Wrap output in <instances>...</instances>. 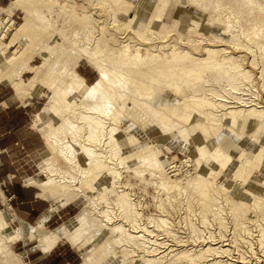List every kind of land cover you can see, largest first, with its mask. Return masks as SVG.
Returning a JSON list of instances; mask_svg holds the SVG:
<instances>
[{
    "label": "rangeland",
    "instance_id": "obj_1",
    "mask_svg": "<svg viewBox=\"0 0 264 264\" xmlns=\"http://www.w3.org/2000/svg\"><path fill=\"white\" fill-rule=\"evenodd\" d=\"M31 1L36 6L41 2V0ZM58 1L60 4L55 6L54 9L52 8L50 14L47 15L48 20L50 18L56 19L58 20L60 28L61 26L68 27L69 25L67 24V26L62 25V21L59 18L66 17V15L60 16L61 10L64 9L63 5L70 4V16H72V18L74 17L72 22L77 24L76 22L78 21L81 27H84L86 38L90 39V44H88V46H92L93 43V38L90 34H93V37H95L94 40L98 37L99 43L104 41L107 42L106 48L108 50L105 53L106 57L108 55L113 56L117 54V52L113 51H116L118 47H127V45H130L131 48H135L139 47V43L141 44L140 48L143 52L144 47H147L144 41H140V38L134 31H129L130 27H127L126 31L124 28H126L125 25H131L133 29L143 32L145 29L143 26L145 25L148 28L147 32L143 35L145 38L156 35L154 39L151 38L148 40L151 41L149 42V48L154 50L152 52L158 53L159 55H167L168 59L170 58L169 56L173 54L175 59L185 62L186 65L200 68L206 60L215 63L218 60L222 61L221 58H223L225 64L220 67V69L212 68L209 63L208 65H204L205 71L202 72L200 76H197L200 74L198 70L191 72V77H189L190 73H183L184 79L191 80L189 82V84H191L189 88H196V84H200L208 88L210 93L213 92V95H216V93L219 94L217 98L225 100L226 97L224 98V92L225 96L232 97L231 94L227 93L230 88L228 80L220 77V74L223 73V69H225V72H228L232 77L231 80L238 84L240 88L237 94H235V101H239L240 103H236L235 105H244L246 104L244 102L248 104L250 103L249 101L253 100L252 103H256L259 107L241 106L242 109L246 111H255L259 116L264 113V0ZM8 2H10V0H5L1 5L6 7L5 5L9 4ZM101 2L104 4H101ZM3 7H0V17L4 16V13H2ZM19 8L20 6L17 5L15 8L16 10L14 9L15 11L12 9L11 11H14V13L12 14L11 12L9 19L0 27V32H3L4 27H6V30H4L5 32H3V38L0 37L3 43V46L0 47V53H4V51H6V53L9 52L5 44L15 33L19 24L28 16ZM78 11H83L84 14L91 15L94 19L92 21L94 27L93 33H91L90 22L87 19L81 20L79 17L77 18L74 16ZM152 16L157 20L164 19L165 27L154 26L155 22H153ZM95 20L97 21V25L95 24ZM44 40L45 43L56 42L55 46L57 47L61 43L64 45L65 42L67 45L64 50L66 54L65 58L71 56L72 49L68 47L70 42L63 40L58 32H56V36L51 38L45 36ZM79 47L83 48L84 46ZM17 49L16 54H10V56L14 58L18 57L26 48L17 45ZM31 51L34 52L35 50ZM40 53L41 54L35 53L36 55H34L33 60L30 62L33 67L35 66V70L38 69V66L43 61V57L46 56V54L48 55V53L44 54L45 51L43 53L42 50ZM186 55L188 57H184ZM25 56H27V54H25ZM194 58H198L196 64L192 62ZM13 61L14 60H10V63ZM74 61L75 66H77V64L80 65L77 67L79 73H81L80 67L82 64H84L82 68L87 72H96L97 78L91 83L87 82L89 85L94 84L99 78V60L94 59L92 61L87 60L83 56H79L76 57ZM70 63H72V61ZM233 64L237 66L240 73H243V78H239L240 76L232 72L233 70L231 67ZM169 65H171L173 71L181 74V67L175 64H166L165 66ZM66 69L69 70V65ZM35 70L24 73L21 77L22 81L27 82L31 76L34 78L33 75L35 74ZM141 70L144 71L143 68H141ZM207 78L208 81H206ZM0 82L4 83L3 81ZM5 84L6 83L3 85ZM58 84L60 88L64 90L67 97L72 94L73 90L68 86V79L66 77H62ZM177 84L179 88H184V81L178 82ZM27 86L28 84L26 85V89L28 90L27 95L23 100H28L30 97H33V95L38 96L30 98L26 106L30 116L29 125H32V130L35 132H37V130L41 132L43 138L40 135L41 133H36L41 138V145H38L37 137L32 135L26 144L24 142H17L7 149L0 150V152L5 155V158H1L3 165L7 164L8 167L12 168V172L7 175L9 180H18L24 185L30 182L31 185H35L34 187H38H36L39 192L38 195L43 197L47 196L49 202H53L56 198L51 196L50 189L60 191L61 187L54 183L64 181V176L66 178L69 177L71 182H79V186L82 189H87L88 185H97L98 189H101L103 184L100 182L99 177H87V170L93 168L86 157L78 158L80 155V147L74 143V140L80 143H87L90 148L101 152L103 160L114 168V170L108 168L107 171H104V173L110 175V180L111 182L113 180L112 183L114 186L111 189L112 193L109 194L106 192V195H113L117 199L115 202L124 199L125 196L130 197L131 201L137 204L136 206L141 212L142 219H140V223L147 224L151 228L154 224L160 225L158 228H155V233L157 232L158 237L165 242L168 255L166 259L174 258L179 251L188 248V252L191 253L190 256L192 257V261H189L188 264H228V262L231 264L230 259H227L228 253L231 254L230 257L236 258L237 261H244L243 263L238 262L239 264L264 263V239L260 236V227L264 226V198H260L261 202H258L261 204L260 209L255 207L253 210H248V212L251 211L258 218L257 220H251L247 214L235 216V210L227 206V200L229 199L227 189H223L218 184L211 187L214 192L218 194V198L214 194L213 196H209L208 199H202L201 189H191L190 194L186 196L177 189V192L174 194L176 198H169L164 190H159L154 186L148 174L145 173L144 179H140L134 174L133 170L128 169L127 171L124 169L123 163H129L132 160L133 164L131 163V165L134 166V164L139 162L140 158L149 152L158 154V158L162 161L165 171L170 178H177V180L182 182L185 181V177H190L196 170L197 165L195 164V159L203 162L206 167H208L207 164L209 163L201 160L197 153H193L196 156L194 159L187 154L189 151H184L178 136L170 134L171 137L176 136V138H178L174 140L173 137L171 138L167 135L169 133V128L167 125L164 126L162 124L165 123L168 116L166 110L157 106L152 108L160 112V115L162 114L158 116L160 118L163 117L165 119L163 121L150 117L149 115L142 117L145 112L134 105L132 101L133 96L129 95V97H127V94H125L123 105L126 112H131V114H126L125 119L122 121L115 120L111 122L89 113L90 110L84 107L82 108L81 104L76 106L79 112L74 114L73 111L69 112L65 107V105L70 106L69 103L64 102L63 105L61 102L60 107L64 115L62 116V118H64L63 120L61 119V122L63 123L62 126L65 131V139L62 134L55 135L57 131L56 128L52 129L53 132H55L54 135L58 139L59 144L60 142L62 144H60V146L64 149L63 155H61L58 148L51 150L47 146L45 136H54L49 129L43 126V123L40 122L38 118L37 125L34 124L36 113L41 111L46 102L49 101L52 90L46 86H42L39 89L34 83L31 89H28ZM96 87L106 94L105 88ZM12 89L9 87L1 88L0 90L2 93L0 97H5L9 92L11 93L14 91L12 98H22L19 93H16L15 90ZM190 90L184 89L181 93H176L175 96L177 97L180 94L187 95L190 93ZM149 92L147 96L138 97L140 101L147 102V105H149V103L152 104L148 99L153 98ZM196 94H199V92H196ZM209 97L215 96L209 95ZM209 97L206 98L208 103L213 99ZM214 102H218V100ZM84 104L86 105V103ZM0 108L5 107L1 105ZM220 108L222 109L221 111L218 112V110H220L218 107L217 110H215L216 112H214L217 115V119H220L222 112L227 113L230 110V108L223 110V106ZM100 109H105V107ZM139 114H141L140 118H138ZM172 119L174 122L181 124L180 126L189 127V122H187L189 119L184 121L182 118L180 120L173 116ZM204 122L207 126L211 124L205 120ZM225 124H227V121H225ZM258 125L259 123L249 125L242 124L236 128L237 132H235V135L227 134L235 143L231 145V147H235L237 153L243 152L236 144L243 142V139L239 138V134L242 133L245 136L253 134L256 132V126ZM220 127L221 129L218 130L216 134L210 129L209 138L214 139L213 137H216L217 134L222 133L227 128L226 125H220ZM247 127L250 129L248 130ZM258 127L261 126L259 125ZM124 132L132 133L135 137L129 136V134H125ZM90 137H93L94 140L88 143L85 139H89ZM234 137L237 139H233ZM263 138L264 132L261 131V133H259V140H256L255 143L252 142V147L255 148L254 155L258 153L259 156H263L259 161L261 166H263L264 163V154L261 152L264 148V143L261 141ZM63 142H66L67 145H63ZM121 143L123 145H121ZM71 144H73V146H71ZM240 145L246 146L243 145V143ZM61 158L63 160H61ZM57 161H61L63 167L62 171L59 169L61 171L60 174H55V171H53L56 166H54V164ZM76 164H78V167L81 166L84 168L86 172L83 173ZM171 165L178 166L179 173L177 175H173V167H171ZM245 167H249V165L245 163L243 167L240 168L241 173L246 171ZM76 169L78 173H75ZM115 170L117 172H115ZM241 176L233 177L238 180V183L236 182L234 184L235 187L239 186ZM48 177L54 178V180L49 181ZM181 177H183V179ZM94 179L95 183L92 184L91 182H93ZM224 179L225 175L222 174L217 178V181H223ZM169 181L168 183L170 185L173 184L172 180ZM246 184L247 183L244 182V185ZM98 189L95 191L94 187L91 189L88 188L87 192L97 197ZM236 192L232 193L236 195L237 200H240V198L248 200L249 197H251L253 201L257 200L254 199L257 198V194L253 195L252 193V195H250V192L245 190L242 191L240 195ZM219 195L222 197L221 199H219ZM245 196L248 198H245ZM1 197L2 201H4L2 209L7 208L6 213H4L7 218L3 220L0 214V220L3 222L0 227V264H30V260L35 255L41 254L38 246H36L37 244L44 251L43 246L35 241V236L31 234L36 222L31 223L32 225L27 239L12 236L11 233L20 228L22 222L16 217L13 208L8 204V200L3 195ZM204 201H207L209 206H218L222 204V210L219 209L213 212L209 207H205L207 205H204ZM109 202L114 212L119 210V205L111 203V201ZM84 203L85 199L79 196L71 203L74 207L70 214H66L65 216L62 215L60 219H57V222L45 224V227L53 230L57 227L59 228L64 223H66L67 226L73 225L75 223L74 221H77L78 213ZM99 206V204L96 205V210H99ZM97 215L99 217V214L94 212L91 216ZM232 216H234V218ZM96 231L100 233V236L95 233L92 240L90 238L81 239L80 242L75 243L73 246H71L72 244L70 245L69 242H66L65 239L60 240L57 244L60 250L51 253L54 258L51 259V262L54 260L56 262L59 260L63 261L64 258H68L70 264H80L84 260V256H89L91 258V255L94 254V257L101 259L108 253V249L104 248L107 232L101 231L100 225H98ZM168 232H171L174 238L170 236ZM203 238L206 239L203 240ZM165 239H167V242ZM177 239L179 240L176 241ZM193 239H197L196 243H194ZM259 240L261 241V245L258 243ZM224 243L227 244L224 245ZM166 244L168 245L166 246ZM221 250L226 252L221 254ZM119 251L121 253L125 251L129 253L130 257L128 258L129 262L127 264H132V262L138 264V262H141L140 256L150 258L145 255L147 252L141 254L139 248L134 251L129 250L130 252H128L127 249L122 247ZM222 255L225 256L222 257ZM121 260L125 261L123 254Z\"/></svg>",
    "mask_w": 264,
    "mask_h": 264
},
{
    "label": "bare ground",
    "instance_id": "obj_2",
    "mask_svg": "<svg viewBox=\"0 0 264 264\" xmlns=\"http://www.w3.org/2000/svg\"><path fill=\"white\" fill-rule=\"evenodd\" d=\"M94 1L96 2V0ZM59 4L60 3L58 0H41L37 6L31 0H10L9 4L6 7H3L2 13H4V16L0 17V27H2L3 24L9 19L12 12L11 10H14L17 5L22 8L26 7L24 9L27 11L28 16L22 23H20L15 33L5 44L9 52L6 53V51H4V53H0V81H3L4 83L13 87L15 92L19 93L22 98H26L28 91L26 89L27 84L28 89H31L32 84L34 83L39 89L42 86H46L52 90L49 101L46 102L44 107L37 113L36 116L39 121L43 123V126L49 129L51 134L54 135L55 132H53L52 129L56 128L57 131L55 135L62 134L64 139L65 131L63 130V123L61 122V119L63 120L64 118H62V116L64 115L62 114V108L60 107L61 102L63 105L64 102L70 104V106L65 105L69 112L73 111L74 114H77L79 111H77L76 106L81 104L82 108L84 107L90 110L89 113L95 114L98 117H102L103 119H107L111 122L115 120L122 121L125 119L126 114H131V112H126L123 105L125 94H127V97H129V95L133 96L132 101L134 105L145 112L142 117L149 115L150 117H154L155 119H160L163 121L165 119L163 117H159L162 114L160 115V112H158L156 109H152L155 106L163 108L166 110L168 116L165 120V123H161L164 126L167 125L169 128V133L167 135L169 137H171L170 134L178 136L181 140V147L184 149V151H189L187 154L192 156L194 159L196 156L193 153H197L201 160L207 161L209 163L207 164L208 167H206L203 162L195 159V164L197 165L196 170L190 177H185V181L182 182L177 180V178H170L165 171L162 161L158 158V154L149 152L140 158L139 162L134 164V166L131 165V163L133 164L132 160L129 163H123L124 169L127 171L128 169L133 170L134 174L140 179H144L145 173L148 174L150 176V181H152L154 186L159 190H164L167 194V197L169 198H176L174 194L177 192V189L185 196L190 194L191 189H201L203 196L202 199H208L209 196H213L214 194L218 198V194L214 192L213 188H211L213 185L218 184L223 189H227V194L229 195L227 206L230 207V209L233 208V210H235V216L247 214L251 220H257L258 218L256 215L251 211L248 212V210H253L255 207L258 209L261 208V204L258 202H261L260 198H264V163L263 166L259 164V161L263 156H259L257 152V155H254L255 148L252 147V142L255 143L256 140H259V133H261V131L264 132V113L259 116L255 111H246L245 109H242L241 106L259 107V105H256V103H252L253 100L249 101L250 103L248 104L247 102H244L246 103L244 105H235L236 103H240L239 101H235V94H237L240 88L238 84L231 80L232 77L228 72H225V69H223V73L220 74V77L228 80L230 88L228 89L227 93L232 95V97H227L225 96L224 92V98L226 97L225 100L217 98L219 94L216 93V95H213V92L210 93L208 88H205V86L200 84H196V88H189L191 85L189 82L191 80L184 79V76L182 75L183 73L187 72V74L190 73L189 77H191V72L198 70L200 74L197 76H200L201 73L205 71L204 65H208L209 63L211 64L210 66L212 68L220 69V67L224 66L225 64L223 62V58H221L222 61L218 60L215 63H211L210 61L206 60V62H203V66L200 68H194L193 66L186 65L185 62L175 59L173 54H171L169 56L170 58L168 59L167 55H159L158 53L152 52L154 50L149 48V42L151 41L148 40L151 38L154 39L156 35L145 38L143 35L148 30L145 25H142L145 28L143 32L133 29L131 25H125L126 28H124L126 31L127 27H130V30H128L134 31L140 38L139 40L144 41V44H146L147 47H144L143 52L140 48L141 44L139 43V47L135 48H131L130 45H127V47H118L116 51L112 50L113 52H117V54L113 56L108 55L106 57L105 53L108 50L106 48L107 42L103 40L104 42L99 43L98 37L96 40H94L95 37H93V34H90L93 38V43L92 46H88V44H90V39L86 38L84 27H81L80 22L78 21L76 22L77 24L72 22L74 17L72 18V16H70V4L63 5L64 9L61 10L60 16L66 15V17L59 18L62 21L61 24H67L69 25L68 27L61 26L60 28L58 20L53 18L48 20L47 15L50 14L52 8L54 9V7ZM101 4L104 3L101 2ZM74 16L77 18L79 17L81 20L87 19L90 22V28L92 30L91 33H93L94 27L92 21L94 19L91 17V15H86L83 13V11H78ZM152 18L153 22H155L154 26L165 27L164 19L157 20L154 18V16H152ZM95 24L97 25V21ZM4 30H6V27H4L3 32H5ZM3 32H0L1 38H3ZM56 32L59 33L63 40L70 42L68 47L72 49V53L68 58H65L66 54L64 53L66 48L65 46H67L65 42L64 45L61 43L58 47L55 46L56 42H44L45 36L49 38L54 37L56 36ZM22 35H25L24 39ZM20 42H24L23 46H27L28 48H26V50L29 49L32 54L26 57V51H24L21 53V57L18 56L14 58L10 56V54H16L18 50L17 45H21ZM2 44V40L0 39V47L3 46ZM79 46L84 47L82 48ZM31 50H35L34 52L38 54H41L40 51L42 50L43 53L45 51L44 54L48 53V55L46 54V56L43 57V61L38 66V69L35 70V74L33 75L35 79L31 77L26 82L22 81L21 77L23 72L30 69L29 63L31 60H33L32 58L34 54V52ZM79 56H83L87 60H99V78L94 84H87L76 72L74 59ZM184 57L188 56L186 55ZM10 60L14 61L10 63ZM71 61L72 63H70ZM192 62L196 64L198 62V58H194ZM166 64H175L176 66L181 67V74L173 71L171 65L165 66ZM68 65L69 70L66 69ZM141 68H143L144 71L141 70ZM231 69L233 70L232 72L234 74L240 76L239 78H243V73L239 72L235 64L232 65ZM62 77H66L68 79V86L73 90L69 97H67L64 90H62L58 84L60 83V79ZM183 81L185 84L184 88H179L177 83ZM206 81H208V78ZM96 86L105 88L106 94L98 90ZM184 89H191L190 93L187 95L180 94L177 97L175 96L176 93H181L184 91ZM77 92L78 94L80 93V96L77 94ZM148 92L151 93V97H153L148 99L152 103H149V105H147V102L140 101L138 99L139 96H147ZM196 92H199V94H196ZM209 95L215 97H209ZM208 97L210 99L213 98L210 103L206 101V98ZM213 100H218V102H214ZM84 103H86V105ZM220 105L223 106V110L226 108H230V110L227 113L222 112L220 119H217V115L214 112H216L215 110H217L218 107L220 109L218 112L222 110ZM104 107L105 109H100ZM140 115L141 114H139L138 118L141 117ZM172 116H178L184 121H186L188 118L189 121L187 122H189V127L187 128L185 126H180L181 124L174 122ZM204 120L211 124L207 126ZM225 121H227V124H225ZM257 123H259L261 127H258L259 125L256 126L257 128L255 133L247 136L242 133H238L239 138L243 139V142L239 143H243V145L246 146H241L239 143H236L237 146L243 151L242 153H237L236 148L231 147V145H234L235 143L228 135H235V132H237L236 128L242 124L249 125ZM220 125H226L227 128L222 133L217 134L216 137H213L214 139L209 138L210 129L216 134L218 130L221 129ZM247 129L249 130L250 128L247 127ZM124 133L135 137L132 133ZM55 135L53 137H51V135L45 136V141L49 149L53 150L58 148L60 154L63 155L64 149L60 146L61 142L59 144V141ZM176 136H172L174 140L178 139ZM233 139L237 138L234 137ZM85 140L90 143L94 139L93 137H90L89 139ZM261 141L264 143V138ZM74 143L80 147V155L78 158L86 157L93 168L87 170V177H99V180L103 186L101 189H98L97 185H88L87 189H82L79 186V182H71L70 178H66L65 176L64 181H58V183H54L61 188L60 191L50 189L51 196L56 197L53 209L64 205L69 202V200H74L79 196H82L85 199V203L78 213L77 221L74 219L75 223L71 226H67V224L64 223L58 229L52 230L46 228L42 223L43 221L41 220V222H39L37 226L32 229L31 234L35 236V241L43 246L44 251H50L61 239H65L72 245L80 242L81 239L90 238L92 240V237L95 235V233L100 236V233L96 231L98 225H100L101 231L107 232V237L105 240L106 244L104 248L108 249V253L101 259L94 257L95 254L91 255V258L89 256H84V260L80 264H127L129 262L128 258L130 255L126 251L121 253L119 250H121L122 247L127 249L128 252L134 251L137 248L141 250V254L147 252L145 255L147 257L149 256L150 258H144L143 256H140L141 262H138V264H188L189 261H192V257L190 256L191 253L188 252V248L179 251V253L174 258L166 259L168 255L165 248V242L161 240L160 237H158L157 232L155 233V228H158L160 225L154 224L152 225L154 228H151L147 224L140 223L139 221L142 219L141 212L139 211V208H137V204L131 201L130 197L125 196L124 199L115 202L117 199L113 195L107 196L106 192L111 194V189L114 186L112 183L113 180L112 182L110 180V175L104 173V171H107L108 168H112L114 170V168L110 166V164L106 163L105 160H103L101 152L90 148L87 143H80L76 140H74ZM63 145H67V143L63 142ZM121 145L123 144L121 143ZM71 146H73V144H71ZM261 152L264 154V148L261 150ZM61 160L63 159L61 158ZM245 163L248 164L249 167H245L246 171L241 173L240 168L243 167ZM76 165L78 167V164ZM54 166V173L60 174L63 168L61 161H57ZM171 167H173V175H177L179 173L178 166L171 165ZM78 168L83 173L86 172L81 166ZM115 172L117 171L115 170ZM75 173H78L77 169ZM222 174L225 175V179L218 182L217 178ZM237 176L241 177L239 180V186L235 187L234 184L238 180L233 177ZM183 177L181 178L183 179ZM228 178H231L232 180ZM48 180H54V178L48 177ZM169 180H172L173 184L170 185L168 183ZM244 182L247 184L244 185ZM91 183L94 184L95 179ZM92 187H94L95 191L98 189L97 197H94L92 194L87 192L88 188L91 189ZM244 190L249 191L250 195H252V193L253 195L257 194V198H254L257 200L253 201L251 200V197L248 198L247 196H245V198H248V200L241 198L240 200H237L236 195L232 193L238 191L236 193L240 195ZM211 192L214 193L210 194ZM221 198L222 197L219 195V199ZM109 201L119 205V210L114 212L112 207L109 205ZM207 203V201H204V205H207L205 207H209V209L213 212L219 209L222 210V204H219L218 206H209ZM98 204L100 205L99 210H96V205ZM94 212H97L99 217L98 215L91 216L94 214ZM232 217L234 218V216ZM2 224L3 222L0 220V227ZM21 224V227L14 230L11 234L15 237L27 239L30 233V227L26 223L22 222ZM260 228V236L264 239V226ZM168 233H170V236L174 238L171 232ZM205 239L206 238H203V240ZM165 240L167 242V239ZM178 240L179 239L176 241ZM196 240L197 239H193L194 243H196ZM242 241L246 242L244 240ZM258 243L261 245L260 240ZM226 244L227 243H224V245ZM167 245L168 244H166V246ZM225 252L226 251L223 250L220 251L221 254ZM122 254L125 261L121 260ZM223 256L225 255H222V257ZM230 256L231 254L228 253L227 259H230L231 264H239L238 262H244L237 261L236 258H232ZM132 264L134 263L132 262Z\"/></svg>",
    "mask_w": 264,
    "mask_h": 264
},
{
    "label": "crops",
    "instance_id": "obj_3",
    "mask_svg": "<svg viewBox=\"0 0 264 264\" xmlns=\"http://www.w3.org/2000/svg\"><path fill=\"white\" fill-rule=\"evenodd\" d=\"M2 2H5V0H0V7H3L1 5ZM19 9L23 13L28 14L24 8L20 7ZM14 11L12 12V14L14 13ZM24 37L25 35L23 36V39ZM20 44H21L20 46H23L24 42H20ZM24 47L28 48L27 46ZM24 51H27L26 52L27 56L32 54L29 51V49L28 50L25 49ZM34 55L36 54L34 53L33 57ZM83 65L84 64H82V66ZM78 66L80 65L77 64V66H75V70L86 83L87 82L91 83L97 78L96 72L95 73L92 71L87 72L85 69L82 68V66L80 67L81 73H79L77 71ZM29 67L30 69H28V71L23 72V74L35 70V66L33 67L31 63H29ZM3 84L4 83L0 84V89L1 88L3 89V87H9L12 89L10 85L8 84L3 85ZM1 93L2 92L0 90V94ZM13 94L14 91H12L11 93L9 92L8 95L5 97H0V106L3 105L5 107V108H0V150L7 149L12 144L17 142H24L26 144L28 143L29 138L32 135H35L37 137L38 145H41V138L40 136H38V134H36V133L40 134L41 132H39L38 130L37 132L32 130L33 129L32 125H29L30 116L28 113V108L26 107L28 105V100H30V98L38 97V96L33 95V97H30L28 100H23L24 98H20L21 99L20 100L19 98H12ZM36 115L34 120L35 125H37L38 123ZM176 118L181 120V118H179L178 116ZM187 120L188 118L186 119V121ZM40 135L43 138L42 133ZM1 158H5V155L4 153L0 152V214H2L3 220L7 218L4 215V213H6L7 211L6 210L7 208L2 209V205L4 204V201H2L1 199L2 195L8 200V204L10 205V207L13 208L16 217L21 222L28 224L30 229L32 225L31 223L33 222H36L34 224L35 227L42 220L43 221L42 223L45 226V224L57 222V219H60L62 215L65 216L66 214H70L72 212L74 205H72L71 203H73L75 199L53 209L55 200L53 202H49V200H47V196L43 197L38 195L39 192L37 186H36L37 188L34 187L35 185H31L30 182L24 185L21 184L18 180H9L7 175L12 172V168L8 167L7 164L3 165V163L1 162ZM57 244L54 246V248H52L48 252H44L41 249V247L37 244L36 246H38V249L39 251H41V254L35 255L30 260V264H70L68 258H64L63 261L59 260L56 262L54 260L53 262H51V259H54L51 253H55L56 251L60 250Z\"/></svg>",
    "mask_w": 264,
    "mask_h": 264
}]
</instances>
